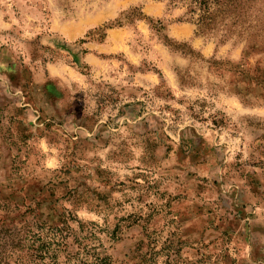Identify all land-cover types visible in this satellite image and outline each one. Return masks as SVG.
<instances>
[{
	"label": "rangeland",
	"instance_id": "obj_1",
	"mask_svg": "<svg viewBox=\"0 0 264 264\" xmlns=\"http://www.w3.org/2000/svg\"><path fill=\"white\" fill-rule=\"evenodd\" d=\"M198 1L0 0V222L58 264H264V0Z\"/></svg>",
	"mask_w": 264,
	"mask_h": 264
},
{
	"label": "trees",
	"instance_id": "obj_2",
	"mask_svg": "<svg viewBox=\"0 0 264 264\" xmlns=\"http://www.w3.org/2000/svg\"><path fill=\"white\" fill-rule=\"evenodd\" d=\"M214 1L216 4L220 2V0ZM229 2L230 0H226L221 5ZM198 3L202 11L198 19V26L202 30L209 26L208 20L213 17L212 14H209L208 0H199ZM135 16L137 17L139 14L128 13L126 15L127 22H130ZM115 25H121L120 21H116ZM163 39L174 50L193 54L192 49L185 43L168 41L165 35H163ZM61 223V226L45 227L44 225L33 226L30 222L25 221L10 227L0 222V264H58L55 261L56 251L60 249V246L66 245L63 241L66 236L72 235L70 232H73L71 226L67 224L66 218L63 217ZM43 230H45L44 233ZM73 236L74 242L78 244L80 250L73 254L67 253V261L72 260V264H114L108 255H100L95 246L82 245L74 234ZM146 236L148 237V235ZM154 254L152 249L144 253L141 256L140 264H153Z\"/></svg>",
	"mask_w": 264,
	"mask_h": 264
}]
</instances>
